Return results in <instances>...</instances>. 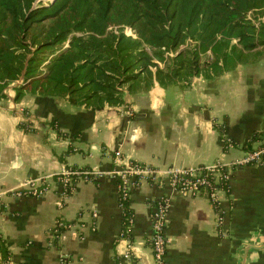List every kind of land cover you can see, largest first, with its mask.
I'll return each mask as SVG.
<instances>
[{
	"label": "crops",
	"instance_id": "0c3cea01",
	"mask_svg": "<svg viewBox=\"0 0 264 264\" xmlns=\"http://www.w3.org/2000/svg\"><path fill=\"white\" fill-rule=\"evenodd\" d=\"M213 60L208 51L194 75L155 80L146 91L125 89L124 103L99 110L30 92L16 101L20 82L5 88L0 241L12 264H155L153 214L163 199L166 264H243L251 246L258 248L249 249L245 264H264V166L232 168L217 208L204 194L174 190L165 178L131 185L128 228L121 180L111 174L131 161L159 170L229 163L264 147V48L237 64L204 66ZM28 114L34 128L21 126ZM66 168L95 176H80L65 197L56 177ZM44 176L51 184L44 195L12 193ZM60 220L73 227L59 229Z\"/></svg>",
	"mask_w": 264,
	"mask_h": 264
},
{
	"label": "trees",
	"instance_id": "16d2710c",
	"mask_svg": "<svg viewBox=\"0 0 264 264\" xmlns=\"http://www.w3.org/2000/svg\"><path fill=\"white\" fill-rule=\"evenodd\" d=\"M261 48L264 0H0V99L20 82L16 101L30 92L99 110L125 89L194 75L208 51L212 67Z\"/></svg>",
	"mask_w": 264,
	"mask_h": 264
},
{
	"label": "built area",
	"instance_id": "2783aa9c",
	"mask_svg": "<svg viewBox=\"0 0 264 264\" xmlns=\"http://www.w3.org/2000/svg\"><path fill=\"white\" fill-rule=\"evenodd\" d=\"M131 34V33H130ZM26 121L28 128H34L33 121L30 115H27ZM257 164L264 166V147L257 148L246 152L245 155L239 157L229 163L216 162L210 165H199L191 169H183L171 167L166 170H159L149 165H144L138 161H131L120 169H114L111 174L120 178L121 188V205L125 210V202L128 200V191L131 185L140 184L146 180L162 181L167 179L170 186L186 195L198 196L205 195L214 206H218L220 193L224 192L227 187V180L229 178L230 170L235 167ZM80 176L85 179H91L95 176L92 172H82L79 169L66 168L57 175L56 181L59 182L63 188V194L68 197L75 191V182ZM50 176L38 177L28 180L27 184L12 193L15 196L35 195L42 196L50 188L51 184L48 180ZM169 202L163 199L157 206L153 214V232L151 236V245L154 253L155 264H166L165 254L169 239L165 234V227L167 223V212ZM221 216H218V225H220ZM132 223V216L127 218V228ZM72 223L60 220L58 222L59 229L72 228ZM122 233V237H125ZM124 235V236H123ZM131 243L128 247L131 248ZM129 256V252L127 254ZM8 264H12L9 262Z\"/></svg>",
	"mask_w": 264,
	"mask_h": 264
},
{
	"label": "water",
	"instance_id": "95a60500",
	"mask_svg": "<svg viewBox=\"0 0 264 264\" xmlns=\"http://www.w3.org/2000/svg\"><path fill=\"white\" fill-rule=\"evenodd\" d=\"M251 248H258V246H251L250 248H247V249H246V253H245L244 260H243V264H245V261H246L247 255H248V251H249V249H251Z\"/></svg>",
	"mask_w": 264,
	"mask_h": 264
},
{
	"label": "rangeland",
	"instance_id": "374dc122",
	"mask_svg": "<svg viewBox=\"0 0 264 264\" xmlns=\"http://www.w3.org/2000/svg\"><path fill=\"white\" fill-rule=\"evenodd\" d=\"M127 33L130 34L131 33V30L130 29H127Z\"/></svg>",
	"mask_w": 264,
	"mask_h": 264
}]
</instances>
